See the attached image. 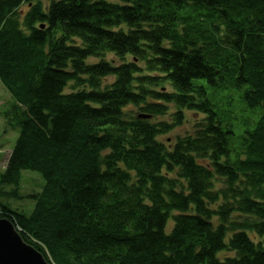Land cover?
<instances>
[{
  "label": "trees",
  "instance_id": "obj_1",
  "mask_svg": "<svg viewBox=\"0 0 264 264\" xmlns=\"http://www.w3.org/2000/svg\"><path fill=\"white\" fill-rule=\"evenodd\" d=\"M0 81L19 129L0 219L48 262L264 264V0H0ZM187 111L196 134L163 142ZM25 170L45 180L29 215L1 200L23 198Z\"/></svg>",
  "mask_w": 264,
  "mask_h": 264
},
{
  "label": "rangeland",
  "instance_id": "obj_2",
  "mask_svg": "<svg viewBox=\"0 0 264 264\" xmlns=\"http://www.w3.org/2000/svg\"><path fill=\"white\" fill-rule=\"evenodd\" d=\"M51 1L52 0H43L45 5H49ZM108 1L112 3L120 2V0H108ZM22 10L26 11L27 6L24 5ZM105 59L109 62H113L115 65L122 64V60L116 57L112 53L107 54L105 56ZM129 60L131 61V58H129ZM88 62L98 63L99 58L98 59L90 58ZM114 81H115V77L108 76L106 79L102 80V87L105 88L111 85ZM164 87L167 90L170 88L169 85L167 86L164 85ZM149 88L162 91L161 86L159 87L151 86ZM67 91H70V88ZM208 91H209V98L212 101L216 111L225 121H228L230 119L233 122V124L239 127L244 125V121L253 124V120H255V117H253L252 111L245 104L244 100L241 99L240 95L234 97L232 101V99L229 100L227 98V95L229 94L228 92L220 94L214 92L211 89H209ZM10 103H11V95L0 81V182H1V176L5 172L6 169L5 167L7 166L8 160L11 156V153L19 137V129L13 127V125L8 121L5 115L6 112H9L11 110ZM233 107H235L236 109H234ZM127 110L129 112V115L132 116H135L138 112H140L139 107L135 105H129L127 107ZM176 112H178V109L174 105H170L169 111L166 115L158 116L156 118H153L151 121L153 123H159L162 121L173 123L175 119L174 114ZM203 118H204L203 114L195 113L193 111L185 112V116L182 124L174 128L166 135L162 136L161 140L163 142H166V144L173 146L177 142L178 138H183L189 135H195L199 129V126ZM217 184L221 185V182ZM44 185H45V180L39 172L32 170H25L22 172V181L20 187H18L20 191V195L23 198L20 199V198L12 197V198H2L1 200L4 203H8L13 208L29 215L32 213L35 207V201L33 199H30L28 195L40 193ZM16 189H17L16 186H6L4 188L5 191H9V192H14L16 191ZM250 236L256 242L261 240V238H259L258 236L256 238L252 234H250ZM234 254H235L234 252L226 251L220 253V257L224 258Z\"/></svg>",
  "mask_w": 264,
  "mask_h": 264
},
{
  "label": "water",
  "instance_id": "obj_3",
  "mask_svg": "<svg viewBox=\"0 0 264 264\" xmlns=\"http://www.w3.org/2000/svg\"><path fill=\"white\" fill-rule=\"evenodd\" d=\"M141 118H149L139 115ZM0 264H51L42 252L27 243L16 225L0 219Z\"/></svg>",
  "mask_w": 264,
  "mask_h": 264
}]
</instances>
